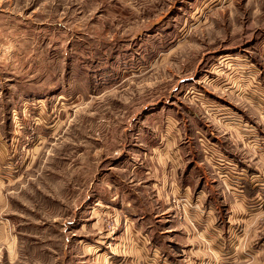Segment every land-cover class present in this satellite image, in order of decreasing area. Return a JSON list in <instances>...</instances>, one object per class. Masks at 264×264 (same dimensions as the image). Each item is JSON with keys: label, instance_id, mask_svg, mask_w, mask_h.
<instances>
[{"label": "rangeland", "instance_id": "rangeland-1", "mask_svg": "<svg viewBox=\"0 0 264 264\" xmlns=\"http://www.w3.org/2000/svg\"><path fill=\"white\" fill-rule=\"evenodd\" d=\"M263 115L264 0H0V264H264Z\"/></svg>", "mask_w": 264, "mask_h": 264}, {"label": "crops", "instance_id": "crops-1", "mask_svg": "<svg viewBox=\"0 0 264 264\" xmlns=\"http://www.w3.org/2000/svg\"><path fill=\"white\" fill-rule=\"evenodd\" d=\"M226 109L227 108H224V107L214 108V110L216 111V112L213 111L215 113L214 115L216 117H218L219 120H224V121H226L225 119L229 120L232 116L227 117L224 115V113H230L228 111H225ZM261 117H264V115ZM263 120H264V118H263ZM224 124L227 125L228 123L224 122ZM238 125H239V123H238ZM254 129H255V127H252L251 125L249 127H246V125L244 124L242 127V130L249 132L248 135L251 136V139H254L252 141L253 144L257 145V146L259 145V146H261V149H264V135L259 134L256 131H253ZM257 162H258V160H257ZM237 163H239L238 160H237ZM239 165H241V164L239 163ZM255 169H256L255 170L256 172L248 169V173H250L249 176H245L242 178L239 177V180L241 179V181L238 182L239 183L238 185H235L236 187H234V184L230 185L232 183H230L229 181L228 182L225 181L226 187H228L231 190V191L227 190L228 194L231 196V199L233 200V202L238 204V206L242 207L243 210L246 209L247 207L252 208V206L251 205L248 206L247 203L252 201L251 199L261 189L259 186H261L264 183V167L263 166H259V167L255 166ZM248 173H246V174H248ZM240 184L242 185V187L240 186ZM187 196H189L188 192H187ZM253 206H254V203H253ZM254 207H256V206H254ZM228 222H230V221L228 220ZM232 235H233V226L230 227L229 232H228L229 237H231ZM208 241H210V240L208 239Z\"/></svg>", "mask_w": 264, "mask_h": 264}, {"label": "built area", "instance_id": "built-area-1", "mask_svg": "<svg viewBox=\"0 0 264 264\" xmlns=\"http://www.w3.org/2000/svg\"><path fill=\"white\" fill-rule=\"evenodd\" d=\"M240 186L242 187V185L240 184ZM263 202H264V200H263ZM263 202H260V206H262L264 203Z\"/></svg>", "mask_w": 264, "mask_h": 264}]
</instances>
